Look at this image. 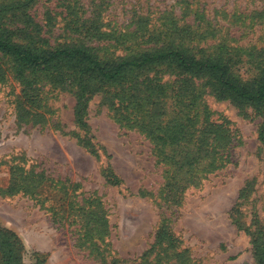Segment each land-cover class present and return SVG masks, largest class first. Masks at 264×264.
Segmentation results:
<instances>
[{
    "label": "trees",
    "instance_id": "trees-1",
    "mask_svg": "<svg viewBox=\"0 0 264 264\" xmlns=\"http://www.w3.org/2000/svg\"><path fill=\"white\" fill-rule=\"evenodd\" d=\"M41 1L0 0V82L13 80L20 88L14 102L20 127L52 124L63 129L51 121L50 95L71 94L79 133L61 131L74 134L99 159L101 148L96 149L89 137L88 111L91 101L101 98L115 122L150 140L157 164L164 167L157 204L163 216L165 209L181 207L190 189L200 188L231 162L235 134L228 121L214 118L208 96L260 117L259 139L264 144V47L240 46L198 12L192 22L188 19L193 14L179 17L167 12L158 25L150 18H138L130 25L133 30H106L99 16H79L73 0H59L71 34L63 42L54 41L59 13L48 9L39 20L36 8ZM244 69L250 75L247 80L241 73ZM105 177L111 186L124 184L111 169ZM54 185L45 174L13 166L7 191L43 203L42 193L56 189ZM254 186L248 182L240 190L230 218L250 239L256 264H264V226L257 214L252 224L244 221V207L255 193ZM61 193L57 205L61 217L79 224L80 242L101 264H130L111 252L105 255L110 226L101 201L90 197L79 203L68 191ZM163 216L155 243L140 264H196L181 249L171 222ZM24 253L22 239L0 227V264H25ZM46 263V256H35V264Z\"/></svg>",
    "mask_w": 264,
    "mask_h": 264
},
{
    "label": "rangeland",
    "instance_id": "rangeland-1",
    "mask_svg": "<svg viewBox=\"0 0 264 264\" xmlns=\"http://www.w3.org/2000/svg\"><path fill=\"white\" fill-rule=\"evenodd\" d=\"M59 4V0H42L36 13L39 20L48 9L59 13L53 35L54 41L63 42L71 32L66 11ZM72 5L79 16H99L106 30L119 31L133 30L130 25L138 18H150L153 25H158L160 16L167 12L179 17L188 12L193 14L188 19L192 22L198 12L240 46L264 47V0H73ZM241 73L245 80L250 78L246 69ZM19 93L13 80L0 82V227L22 239L24 263L35 264V256L41 254L46 256V264H101L99 257L80 242L79 224L60 215L58 200L61 192L68 191L76 202L96 197L103 204L110 226L105 255L111 252L118 260L140 264L155 243L163 216L157 204L164 185V167L157 164L150 140L121 127L96 97L90 103L88 124L89 137L96 149L101 148V158L97 159L74 134L61 131L79 133L71 94L50 95L49 106L54 112L51 121L60 123L63 129L59 130L52 124L45 128L20 127L14 105ZM206 103L214 118L228 121L235 134L231 162L200 188L190 189L181 207L165 209L163 217L171 222L181 249L196 264H256L250 239L233 225L230 211L240 190L253 182L255 193L244 207V221L252 224L257 214L264 226V144L259 139L262 119L212 96ZM13 166L45 174L56 189L47 188L49 191L42 193L43 203L22 193L11 195L7 189ZM108 169L124 181L122 186L107 182Z\"/></svg>",
    "mask_w": 264,
    "mask_h": 264
}]
</instances>
